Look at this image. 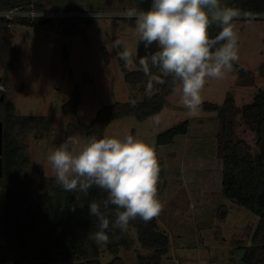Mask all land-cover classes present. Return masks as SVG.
Wrapping results in <instances>:
<instances>
[{
    "label": "rangeland",
    "instance_id": "rangeland-1",
    "mask_svg": "<svg viewBox=\"0 0 264 264\" xmlns=\"http://www.w3.org/2000/svg\"><path fill=\"white\" fill-rule=\"evenodd\" d=\"M48 2L46 6L107 14L42 19L35 24L13 22L6 35H2L10 40L12 52L18 54L9 71V85H4L5 96L13 101L18 115L44 114L52 118L48 129L35 128L20 137L30 158L29 177L44 181L47 193L57 186L47 177L54 176L47 160L51 151L68 137L85 140V127L101 107L116 101L149 98L162 82L159 76L145 69L142 61L149 62L150 58L138 57L140 42L134 35L135 19L125 15L130 9H149L152 0ZM234 24L239 59L234 62L233 70L222 78H207L201 91L203 101L222 104L231 94L237 106H242L251 102L257 91L264 90V18L239 16ZM125 48L132 52L129 60L121 56ZM236 66H243L250 73L246 78L241 77ZM126 70L135 75L142 70L144 79L130 82L125 77ZM180 88L178 83L166 96V103L158 113L141 120L133 115L111 120L105 137L123 138L131 134L145 140L156 152L161 181L159 198L164 204L157 218L160 228L170 236L164 261L243 264L244 247L251 244L259 216L222 191V160L216 142L218 112L201 107L197 116L190 117L180 103ZM77 89L80 93L77 111L64 113ZM184 120L190 122L188 133L177 135L172 143H157L159 133ZM237 131L252 145L253 151H257L254 132L239 116ZM34 186L33 189L37 188ZM32 208L35 217L36 208ZM3 209L0 191V217ZM132 235L133 247L126 252L122 249L119 254L127 259L125 264H134L140 255L151 252L140 243L135 231ZM4 242L0 228V245ZM112 257L113 254L106 251L101 256L102 264Z\"/></svg>",
    "mask_w": 264,
    "mask_h": 264
},
{
    "label": "trees",
    "instance_id": "trees-1",
    "mask_svg": "<svg viewBox=\"0 0 264 264\" xmlns=\"http://www.w3.org/2000/svg\"><path fill=\"white\" fill-rule=\"evenodd\" d=\"M47 3L48 0H0V8L34 6L41 9ZM221 5L234 8L240 13L264 11V0H226ZM40 20L20 21L35 24ZM8 29L7 21L0 19V65L3 69L0 83L3 86L9 85V71L18 55L12 52L10 40L2 36L6 35ZM219 30L217 25H211L210 36L215 37ZM236 67L240 69L241 77L250 73L243 66ZM147 69L162 79L159 88L149 98L141 101H116L101 107L85 127L86 138L93 135L98 138L105 136L108 124L115 118L133 115L141 120L162 110L166 96L174 91L179 81L154 66L151 59L147 62ZM137 73L135 75V72L128 71L125 77L135 83L144 77L142 70ZM245 82L243 79L242 83ZM70 103L64 113L77 111L80 103L78 89ZM201 107L218 112L216 142L218 155L222 160L224 195L259 216L251 244L244 247L243 264H264V90L257 91L253 100L242 106H237L234 97L228 94L222 104L203 101ZM238 116L254 132L257 151H253L252 145L239 135ZM0 120L3 122L0 191L4 201L0 228L5 237V242L0 245V264H102L101 256L106 251L113 254L106 264H125L127 259L119 254L122 249L126 252L133 247V231L137 233L140 243L151 251L148 255H140L134 264H172L163 258L168 252L170 236L160 228L157 217L147 223L137 218L129 223L127 231L122 232L119 228L112 227V213L116 211V207L110 204L105 210L101 204V211L109 220V227L105 230L108 242H97L89 238L91 233L98 230L99 222L89 214L88 204L93 200L102 202L107 195L104 190L94 186L87 194L66 192L56 183L54 176H47L50 182L57 184L47 193L44 181L29 177L27 166L30 158L20 137L35 128L48 129L52 122L50 116L18 115L13 101L5 96L4 89H0ZM189 128L188 120L174 124L157 135V143H172L177 135L188 133ZM33 185L39 192L32 188ZM160 190L161 181L158 179V196ZM37 198L40 199L36 201ZM32 207L36 208L35 217Z\"/></svg>",
    "mask_w": 264,
    "mask_h": 264
},
{
    "label": "clouds",
    "instance_id": "clouds-1",
    "mask_svg": "<svg viewBox=\"0 0 264 264\" xmlns=\"http://www.w3.org/2000/svg\"><path fill=\"white\" fill-rule=\"evenodd\" d=\"M125 15L135 19L134 35L145 49L158 44V50L148 57L163 73L179 81L180 103L190 117L197 116L207 78H222L239 59L234 20L240 12L222 6L221 0H152L149 9H130ZM213 24L220 29L215 37L209 34ZM121 56L129 60L132 52L125 48ZM142 63L147 70V61ZM47 160L64 191L87 194L95 186L106 192L102 202L88 204L89 214L99 222L89 238L97 242H108L105 230L109 220L101 204L105 210L110 204L116 207L112 227L122 232L137 218L150 222L164 208L158 196L156 152L139 137L93 135L83 141L68 137Z\"/></svg>",
    "mask_w": 264,
    "mask_h": 264
},
{
    "label": "built area",
    "instance_id": "built-area-1",
    "mask_svg": "<svg viewBox=\"0 0 264 264\" xmlns=\"http://www.w3.org/2000/svg\"><path fill=\"white\" fill-rule=\"evenodd\" d=\"M90 13L91 16L99 15L100 13L106 15L105 12H96L92 10L81 11L76 8L68 7H54L46 6L44 8L14 6L9 8H0V19L7 21L8 26L13 22H34L36 19H68L78 16L85 17ZM244 18H264V11H251L240 13ZM0 89H4V86L0 83Z\"/></svg>",
    "mask_w": 264,
    "mask_h": 264
},
{
    "label": "water",
    "instance_id": "water-1",
    "mask_svg": "<svg viewBox=\"0 0 264 264\" xmlns=\"http://www.w3.org/2000/svg\"><path fill=\"white\" fill-rule=\"evenodd\" d=\"M158 49V44L154 43L150 48L145 49L142 43H139L138 57H148ZM3 122L0 120V173L3 166Z\"/></svg>",
    "mask_w": 264,
    "mask_h": 264
}]
</instances>
